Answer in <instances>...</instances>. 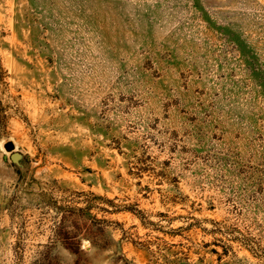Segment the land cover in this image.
<instances>
[{
    "label": "rangeland",
    "instance_id": "obj_1",
    "mask_svg": "<svg viewBox=\"0 0 264 264\" xmlns=\"http://www.w3.org/2000/svg\"><path fill=\"white\" fill-rule=\"evenodd\" d=\"M0 264H264V0H0Z\"/></svg>",
    "mask_w": 264,
    "mask_h": 264
},
{
    "label": "water",
    "instance_id": "obj_2",
    "mask_svg": "<svg viewBox=\"0 0 264 264\" xmlns=\"http://www.w3.org/2000/svg\"><path fill=\"white\" fill-rule=\"evenodd\" d=\"M5 147L7 148V150L12 151L15 148V145H14V143L12 141H9V142L6 143ZM12 158L14 160H17L18 158H20V153L13 152L12 153Z\"/></svg>",
    "mask_w": 264,
    "mask_h": 264
},
{
    "label": "trees",
    "instance_id": "obj_3",
    "mask_svg": "<svg viewBox=\"0 0 264 264\" xmlns=\"http://www.w3.org/2000/svg\"><path fill=\"white\" fill-rule=\"evenodd\" d=\"M215 252H217L219 254V259H221V254L218 251H216V250H215Z\"/></svg>",
    "mask_w": 264,
    "mask_h": 264
}]
</instances>
